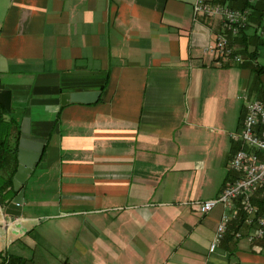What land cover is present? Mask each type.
Returning <instances> with one entry per match:
<instances>
[{"label": "crops", "instance_id": "crops-1", "mask_svg": "<svg viewBox=\"0 0 264 264\" xmlns=\"http://www.w3.org/2000/svg\"><path fill=\"white\" fill-rule=\"evenodd\" d=\"M194 1L0 0V81L20 126L27 118L45 138L21 215L0 205V252L46 264H264V239H235L249 231L237 220L210 252L224 208L198 209L234 176L230 133L245 102L264 103V39L230 36L243 62L215 65L204 47L220 19L195 17ZM14 168L9 157L0 185Z\"/></svg>", "mask_w": 264, "mask_h": 264}, {"label": "built area", "instance_id": "built-area-1", "mask_svg": "<svg viewBox=\"0 0 264 264\" xmlns=\"http://www.w3.org/2000/svg\"><path fill=\"white\" fill-rule=\"evenodd\" d=\"M232 1L244 2L241 6ZM264 0H195L193 14L220 19V31L212 42L204 47V52L212 56L213 63L223 66L224 61L236 64L243 62L240 53L234 50L229 37H241L248 28L264 39V13L258 16L257 7ZM238 145L231 153L229 171L234 175L227 181L218 195L198 202V209L207 214L217 204L224 208L209 246V251L220 244L225 237L228 224L237 220L249 231L242 234L236 230L235 239L248 241L264 239V103L261 100H247L242 128L230 133Z\"/></svg>", "mask_w": 264, "mask_h": 264}, {"label": "water", "instance_id": "water-1", "mask_svg": "<svg viewBox=\"0 0 264 264\" xmlns=\"http://www.w3.org/2000/svg\"><path fill=\"white\" fill-rule=\"evenodd\" d=\"M98 92H75L70 94H63L61 96V103L64 104L70 101L91 102L96 99ZM0 104L10 112L11 111V90L6 89L0 81ZM45 143L44 137L32 135L29 129V121L27 118L22 120L20 126V136L17 148V170L13 176L12 184L13 190L17 191L16 195L8 203L5 208L7 215L19 217L21 215V207L25 202L23 198V188L27 175L39 161Z\"/></svg>", "mask_w": 264, "mask_h": 264}, {"label": "trees", "instance_id": "trees-1", "mask_svg": "<svg viewBox=\"0 0 264 264\" xmlns=\"http://www.w3.org/2000/svg\"><path fill=\"white\" fill-rule=\"evenodd\" d=\"M234 6H241L244 4L242 1H232ZM258 16L264 13L263 2H260L257 7ZM249 56H254V51L250 52ZM257 71L260 68H256ZM20 136V123L12 112H8L3 105L0 104V169H3L9 157H13L15 161V168L5 185H0V205L4 208L8 206L10 197H7L5 188L12 186V179L17 169V148ZM13 190V189H12ZM14 194L17 191H14ZM0 264H46L40 256H32L29 258L14 255L8 252H0Z\"/></svg>", "mask_w": 264, "mask_h": 264}, {"label": "rangeland", "instance_id": "rangeland-1", "mask_svg": "<svg viewBox=\"0 0 264 264\" xmlns=\"http://www.w3.org/2000/svg\"><path fill=\"white\" fill-rule=\"evenodd\" d=\"M245 31H247V29H246ZM245 31H244V32H245ZM253 33H254V32H253ZM254 34H255V33H254ZM255 35H256V34H255ZM231 139H232V138H231ZM237 145H238V144H237ZM236 148H237V147H236ZM233 151H234V150H233ZM233 151H232V152H233ZM214 236H215V235H214ZM212 240H213V239H212ZM211 242H212V241H211ZM210 244H211V243H210ZM209 246H210V245H209ZM208 250H209V249H208ZM210 252H211V251H210Z\"/></svg>", "mask_w": 264, "mask_h": 264}]
</instances>
